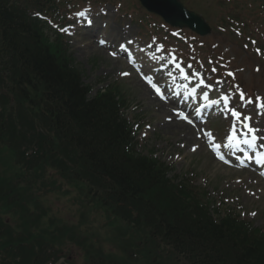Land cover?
<instances>
[{
    "label": "trees",
    "instance_id": "obj_1",
    "mask_svg": "<svg viewBox=\"0 0 264 264\" xmlns=\"http://www.w3.org/2000/svg\"><path fill=\"white\" fill-rule=\"evenodd\" d=\"M15 1L0 0V144L10 142L0 149L1 166L8 165L0 174V203L15 219L7 226L0 216V249L22 254L19 264H43L52 256L50 245L82 250L101 218L121 223L136 256L165 245L187 264H264V230L235 216L213 221L205 193L175 185L166 168L133 153L120 116L125 99L117 87L89 96L60 40L49 39L33 15L65 7L69 0ZM53 172L77 191L76 202L80 193H92L79 205L76 229L46 209L40 193L55 184ZM82 175L95 182L91 188L106 177L112 192L99 196L80 186L75 177ZM115 224H106L107 238L119 244ZM87 252L110 256L103 245Z\"/></svg>",
    "mask_w": 264,
    "mask_h": 264
},
{
    "label": "rangeland",
    "instance_id": "obj_2",
    "mask_svg": "<svg viewBox=\"0 0 264 264\" xmlns=\"http://www.w3.org/2000/svg\"><path fill=\"white\" fill-rule=\"evenodd\" d=\"M261 1L264 3V0ZM90 12L91 11H86L84 14H89ZM99 12L107 16L106 18H99L97 27L100 28V25L103 23L108 24L105 30H101L105 31L104 40H106L108 44L111 43L108 35L113 30H120L124 33V35H122L123 38H116L118 41L133 39L134 37L141 38L143 40V42H140L141 45L147 44L150 48V52L154 50L159 55V63L166 67L165 76H169L168 73H171L168 81L177 79L181 75L179 70L183 69V71L188 74L189 78L191 76L195 80H203L210 85L213 84L215 99L220 95H226L228 99H231L232 106L234 108L237 107L239 112L243 114L240 120L243 121L245 116L251 117V125L260 129L261 134L264 133V114H261L264 113V111L262 108L257 107L258 101L256 100V97H260L262 98L260 102L264 103V85L261 83H257V86L254 84L248 85L250 73L253 71V65L246 66L247 62L244 60V56H247L245 54L247 53L246 50H238L234 45L228 43L223 46L224 49L222 51L221 61L223 62L227 58H230L232 61L235 59V63H239V74L235 83L236 85H231L224 80V72L228 73L226 69H223L221 73L215 72L214 74L211 73V69H206L204 77H197L194 74L201 73L202 67L197 63V58L192 54H190V56L187 54V56L189 61H192L193 64L186 61L184 62V66H181L180 63L177 62L180 68L176 69V64L175 66L169 65V61L171 63L172 60L170 55L159 50L151 40L150 35H141L139 26L134 24V22L116 14L115 9L111 6H105L100 9ZM210 19L214 21V18ZM110 22H113L115 25H112ZM82 36V34H77L75 38L69 39V49L74 58L76 68L80 69L83 73V81L93 86L97 83H102L96 86L95 90L101 89L114 81H120L126 86L132 105L130 108L131 114L128 115V118L132 120L134 116L142 117L145 122L138 136L140 143H146L147 149L153 150L155 155L161 157L165 162L174 163L176 175L183 174L193 167L198 176L196 184L199 186H207L212 197L216 199L218 204H221L224 209H234L238 214L254 222L257 227L260 226L261 220L258 219V214L264 212V181L259 172L252 168L246 170L226 168L217 163L209 151V144L201 139V134L199 135L198 131L196 132L198 133L197 135H199V139H194L190 143L182 142L180 138H184V133L183 130H179V127L187 126L177 120H171L173 117L176 119L172 114L173 107L162 110L160 104L164 103L155 102L150 90L143 85L138 78L133 77L132 74L121 75V73L128 71L122 57L119 59L110 55L109 52L105 53V51L97 47V45H94L93 48L92 46L85 47L89 41L84 40ZM176 36L179 38L178 40H182L178 33H176ZM182 47L185 48L183 45ZM253 64L257 65V62L254 61ZM196 68L197 70L195 71ZM217 69L219 68L217 67ZM125 77L126 79H124ZM218 81L220 83H217ZM237 85L239 89L236 88ZM248 87H250V90L253 89V91H251L254 95L252 96L253 101L251 104L244 103L241 105V101L238 100L240 98L238 93L244 91V89ZM144 90L149 92L152 99L150 97L149 99L144 97ZM230 91H233V93ZM149 102L151 104H149ZM244 102L246 101L244 100ZM240 106H245L246 109L240 110L242 109ZM167 119L168 122L165 123ZM229 123V120H217L215 122H208L205 127L208 128L207 130L211 131V136L216 138V142L221 143L226 140ZM164 124L168 126L176 125L177 127L174 130H169L164 128ZM239 124L241 125L242 123ZM146 125L149 126L145 127ZM191 132L192 134L194 133L192 130ZM142 135H145L146 139H142ZM181 145H183V147ZM197 145L198 147H196ZM191 146L197 148V152L191 153ZM158 148H161V150ZM54 205H56V203H54ZM67 208L68 207H65L64 214L73 215L77 212V208L68 211ZM253 212L256 213L255 216L250 214ZM2 217L4 219L6 215ZM10 221L14 225L15 219L13 217L10 218ZM74 253L76 252L74 251L73 254H68L66 257H69L70 260L73 259L75 264H82L79 255L77 254L75 256Z\"/></svg>",
    "mask_w": 264,
    "mask_h": 264
},
{
    "label": "snow or ice",
    "instance_id": "obj_3",
    "mask_svg": "<svg viewBox=\"0 0 264 264\" xmlns=\"http://www.w3.org/2000/svg\"><path fill=\"white\" fill-rule=\"evenodd\" d=\"M35 15L39 16L40 14L36 13ZM79 15H84V13H80ZM88 23L90 25L92 23L91 20H89ZM60 30L61 31H67L66 29H60ZM113 55L115 56V53H113ZM176 67L180 68V65L176 64ZM180 70H181V73H182V78L188 79V76L183 73V69H180ZM212 71L215 72L216 69L213 68ZM128 74L129 73H121V75H128ZM168 75L171 76V73L169 72ZM194 75H199V74L196 73ZM228 75H233V74L229 73ZM144 79L153 87V89L156 91V93L158 95H160L161 99H164V95H163L161 89L155 83H153V79L151 77H144ZM201 83H203V81H201ZM217 83H220V82L218 81ZM207 87L210 88L211 85H208ZM236 88L239 89V86L237 85ZM193 94H195V90H193ZM240 96H241V99L243 100L244 93L240 92ZM203 98L206 101L209 100L208 92H204L203 93ZM261 99L262 98H260V97H256V100L258 101V103H257V107L258 108H264V103L260 102ZM221 100L224 101L225 107H227V105H228V97L226 95H222L221 96ZM247 103L251 104L252 100L249 99L247 101ZM219 104H220V100H211L210 101V105H219ZM197 111H199V110L197 109ZM229 111L231 112V116L234 118V120L237 121V122L242 123L243 128L246 130L242 134L245 135L246 137H247L248 134H251V139L246 138V139H244L243 143L248 145L249 147H255L256 141L258 139V137L256 136V133L260 132L261 130L258 129V128H253V127L250 126V124L248 122L251 120V117L245 116L243 121H241L240 117H241L242 114L240 112H238L235 108H231V109H229ZM261 114H264V113H261ZM185 119H187V117H185ZM188 123L191 124L192 121L190 119H188ZM259 139H264V137H260ZM234 140H236L235 146L239 147L240 141L236 139V128H235V125H233L232 133L228 137L229 146H232V142ZM181 146L183 147V145H181ZM196 147H198V145ZM216 147L218 148L219 145H217ZM192 150L195 151V147ZM213 150L215 151V149H213ZM177 158H179V157H177ZM218 158L221 159V160H224L223 156H219ZM256 162L257 163H264V153H258V158H257ZM250 214L253 215V216L256 215L255 212L250 213Z\"/></svg>",
    "mask_w": 264,
    "mask_h": 264
},
{
    "label": "water",
    "instance_id": "obj_4",
    "mask_svg": "<svg viewBox=\"0 0 264 264\" xmlns=\"http://www.w3.org/2000/svg\"><path fill=\"white\" fill-rule=\"evenodd\" d=\"M176 2V0H164V4L159 7L157 13L171 25L183 27L184 25H188V21L185 18L186 13ZM145 6L148 8V5Z\"/></svg>",
    "mask_w": 264,
    "mask_h": 264
},
{
    "label": "bare ground",
    "instance_id": "obj_5",
    "mask_svg": "<svg viewBox=\"0 0 264 264\" xmlns=\"http://www.w3.org/2000/svg\"><path fill=\"white\" fill-rule=\"evenodd\" d=\"M87 34L89 35L90 39H92L94 37L93 33H91V32H88ZM177 91L180 92L181 90L177 89ZM144 97L148 98V92L147 91L144 92ZM168 99H175V97H171V98H168ZM168 102L173 103V104L175 103L174 101H169V100H168ZM162 108H164V107H162ZM166 126H168V125H166ZM169 127H171V130H174L177 126L176 125H172V126H168L166 128H169ZM179 130L180 131L183 130L185 132V134H186L185 137L188 138V139H184L186 142H190V141L194 140V137H193V135L191 133V130H189L188 128H184V127H179Z\"/></svg>",
    "mask_w": 264,
    "mask_h": 264
}]
</instances>
